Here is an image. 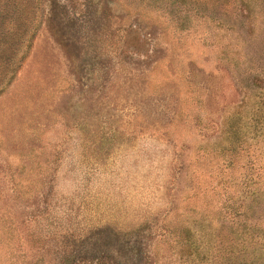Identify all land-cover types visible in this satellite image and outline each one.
I'll return each mask as SVG.
<instances>
[{"label":"rangeland","instance_id":"1","mask_svg":"<svg viewBox=\"0 0 264 264\" xmlns=\"http://www.w3.org/2000/svg\"><path fill=\"white\" fill-rule=\"evenodd\" d=\"M259 100L264 0H0V264H209L264 235Z\"/></svg>","mask_w":264,"mask_h":264},{"label":"trees","instance_id":"2","mask_svg":"<svg viewBox=\"0 0 264 264\" xmlns=\"http://www.w3.org/2000/svg\"><path fill=\"white\" fill-rule=\"evenodd\" d=\"M253 108V107H252ZM262 109V112H261ZM240 121L244 115H241L239 111ZM263 114V115H262ZM246 116V115H245ZM250 118H246L249 120L254 121L256 123V128L260 130L261 125L260 122L264 120V100L256 101V105L254 110L250 116ZM259 123V124H258ZM242 125H230L225 126L223 131L221 132L219 138V145L217 147L218 153L222 156L227 157V153L230 154L229 156H233L240 150H245V141L242 139L244 135V131L242 130ZM255 129V128H254ZM264 129V128H262ZM261 129V130H262ZM228 163V162H227ZM249 179H246V183H249ZM251 181V179H250ZM257 194L254 189L249 192L248 198L253 200V197ZM247 195V192H246ZM239 210L234 209L231 211L232 218L237 216H242L243 211L238 212ZM235 222V221H234ZM238 223V222H235ZM255 227L252 224H246L243 227V234L234 236V243L232 249H224L218 252L217 255H214L210 259L209 264H264V235H259L258 233H254ZM256 239H262V244L258 243ZM256 246H252V245ZM219 250V249H217ZM247 262V263H246Z\"/></svg>","mask_w":264,"mask_h":264}]
</instances>
